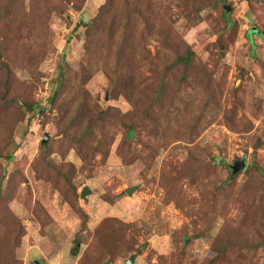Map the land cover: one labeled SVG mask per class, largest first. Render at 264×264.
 <instances>
[{"label": "rangeland", "instance_id": "374dc122", "mask_svg": "<svg viewBox=\"0 0 264 264\" xmlns=\"http://www.w3.org/2000/svg\"><path fill=\"white\" fill-rule=\"evenodd\" d=\"M20 1L17 19L0 16V264H77L89 249L102 253L101 264H125L134 253L135 264H209L216 255H225L219 264H264V251L246 260L236 246L264 229V208L238 201L262 189L264 202V0H87L78 10ZM101 7L105 33L113 20H129V57L159 55L134 62L144 73L135 88L124 75L111 82L102 60L86 58L77 24ZM187 46L193 62L176 66ZM161 77L168 83L157 103ZM84 95L107 112L105 130L88 137L101 139L106 156L83 159L76 127L63 134ZM239 159L246 166L232 173ZM85 186L91 193L81 198Z\"/></svg>", "mask_w": 264, "mask_h": 264}, {"label": "trees", "instance_id": "16d2710c", "mask_svg": "<svg viewBox=\"0 0 264 264\" xmlns=\"http://www.w3.org/2000/svg\"><path fill=\"white\" fill-rule=\"evenodd\" d=\"M37 3L39 4V0H36ZM35 1V2H36ZM47 4H51V1L49 0H44ZM87 0H61L60 4L58 7H60L62 4L63 5H68L71 3L75 10H78L84 6ZM20 0H3V3L0 4V16L3 18H6L5 22H12V20L17 19L19 12L22 10V4L20 3ZM108 5V2L106 4H103V7H106ZM152 6L158 7L156 4H151ZM159 8V7H158ZM104 8H100L98 15L91 19L90 21L86 22H80L77 24V27H82L83 28V36L85 38V44H84V49L86 52V58L88 59L89 57L93 58L96 56L97 62L101 61L104 62L102 65V69L105 72L106 76L109 78L111 82H115L118 77L121 75H124V77L127 80L126 84L127 86H130L131 81L133 87L135 88L137 83H134V78H136L137 75H139L140 78L144 77V73L139 70V67L137 68V72L133 70L134 62L136 61H144L146 59H149V62L152 63L154 59L159 60V55H152L149 50H146V52L142 55V58L139 57V59H134V57H129L130 56V47H131V41H132V36L133 33H130V27H129V20L127 19L124 22V25L120 26L116 20H113L112 23L110 24L109 28L105 31L103 30V17H104ZM59 10V9H58ZM226 22L230 23L229 18H226ZM261 36L264 37V31L260 32ZM157 38L160 40L162 44L165 45L166 48L168 49H175V47L172 45V43L168 40V37L164 38ZM251 39V35H250ZM114 50V54L112 55V58L109 59L107 55V51L109 50ZM2 53L0 49V54ZM195 56V52L187 46L183 54H178L176 59L174 60V64L176 66H184V67H189V65L193 62ZM65 74L62 75V79L58 82L57 89L54 91V93L50 97L51 103H55L56 99L58 98V94L60 92V89L62 88L63 82H64V76ZM10 82V77H7L6 79V86H8ZM167 83L168 80L165 77H161L160 81L158 84L154 87V94H155V101L157 103L162 102V99L164 97V94L166 93V88H167ZM132 88L133 92H130L127 90L126 94L129 96L130 101L134 104V96L139 95L136 93V91ZM135 91V92H134ZM141 92H144L142 89ZM132 95V96H131ZM27 108L29 111H33L34 107L32 103L25 102ZM76 112L73 114L71 120V124L69 127H65L63 130V134H68L70 131V128H72V125L75 126V131H74V138L75 141L77 142V152L81 155L83 159H86L87 157L96 154H102L103 156L107 155V152H104L103 149L100 148L102 146L101 144V139H99L98 143L95 141H90L88 140V137L92 132L95 130V128H100L101 130H105L106 125H107V112L95 107L92 102L87 98L86 95L83 96V98L78 101L77 106H76ZM150 110H147L149 112ZM66 116V113H63V117ZM89 116V119L86 121V124L84 127H81V124H76L78 121H84V117ZM76 124V125H75ZM125 126L128 127L129 129V135L128 137L131 138L134 136L135 131H134V126L130 123H125ZM53 138H56V136H53ZM84 148H86V151H84ZM103 152V153H102ZM218 160V159H216ZM218 164V163H215ZM232 170V169H231ZM183 171H185V168H183ZM180 175L176 178L174 177L175 181L180 179V176L182 172H179ZM172 175L171 173H168ZM165 172L163 173V176H165ZM163 179V178H162ZM1 182L2 179L0 180V188H1ZM263 180L258 181L257 186L261 185ZM174 187H177V181L174 185ZM233 190V188L231 189ZM262 189L258 190L255 192H252V196L255 197L258 194V197L253 198L251 201H248L247 199L245 200H238L239 203H248L252 202L253 207H255V211L258 208L263 209L264 208V202H262ZM235 191V188H234ZM245 194V191L243 192ZM242 195V194H241ZM262 197H259V196ZM0 197H1V189H0ZM259 200V201H258ZM258 202V203H257ZM101 227V225H100ZM237 232L240 233L241 228L237 227L236 228ZM222 231H228V228L225 226ZM241 234V233H240ZM242 235V234H241ZM198 236V235H197ZM196 237V236H194ZM219 242L220 244H223L225 246L232 244V239L228 237L221 236L219 237ZM0 243H2V240L0 239ZM236 246H237V251H241V259H250L251 255L253 253H256L258 250L264 251V229L262 232L258 234V236L254 237L251 239L250 236H245L243 235L242 238L239 240H236ZM1 249V246H0ZM245 252V254L242 252ZM92 249H89L86 252V255L81 258V260L77 264H101L102 261V253L101 257L97 255H91L90 252ZM101 251H103L101 249ZM109 254L111 257H115L116 253L113 250V247L109 251ZM225 259V255L220 256L216 255L212 257L209 261V264H219L220 260ZM109 259H104V262L102 264H108ZM231 262H235V260H231ZM253 264H258V263H253Z\"/></svg>", "mask_w": 264, "mask_h": 264}, {"label": "water", "instance_id": "95a60500", "mask_svg": "<svg viewBox=\"0 0 264 264\" xmlns=\"http://www.w3.org/2000/svg\"><path fill=\"white\" fill-rule=\"evenodd\" d=\"M225 9H229L228 5L225 4ZM51 138V135L48 133V132H45L43 134V139H42V144L43 146H46L48 140ZM246 166V160L245 159H239L238 161H236L235 163H233L232 165H230V168L232 169V173H237L238 171H242L244 170ZM139 186L138 185H135V186H132V187H128L126 189V192L129 194V195H132L134 190H136ZM88 193H91V189L89 186H85L82 191L80 192V196L81 198H85L87 196ZM137 258V254L134 253L132 254L126 261H125V264H135V259Z\"/></svg>", "mask_w": 264, "mask_h": 264}]
</instances>
